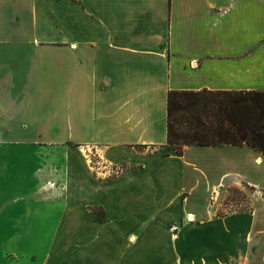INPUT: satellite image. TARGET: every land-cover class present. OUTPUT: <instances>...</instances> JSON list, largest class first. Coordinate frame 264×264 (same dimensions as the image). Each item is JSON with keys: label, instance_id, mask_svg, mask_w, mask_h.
<instances>
[{"label": "crops", "instance_id": "crops-1", "mask_svg": "<svg viewBox=\"0 0 264 264\" xmlns=\"http://www.w3.org/2000/svg\"><path fill=\"white\" fill-rule=\"evenodd\" d=\"M263 33L264 0H0V264H264V155L167 144L171 90L264 87Z\"/></svg>", "mask_w": 264, "mask_h": 264}, {"label": "trees", "instance_id": "trees-1", "mask_svg": "<svg viewBox=\"0 0 264 264\" xmlns=\"http://www.w3.org/2000/svg\"><path fill=\"white\" fill-rule=\"evenodd\" d=\"M167 144L248 145L264 155V89L171 90Z\"/></svg>", "mask_w": 264, "mask_h": 264}, {"label": "rangeland", "instance_id": "rangeland-1", "mask_svg": "<svg viewBox=\"0 0 264 264\" xmlns=\"http://www.w3.org/2000/svg\"><path fill=\"white\" fill-rule=\"evenodd\" d=\"M247 38L245 37H241L239 38V40L241 41H244L246 40ZM250 52H246V53H243L241 54L243 57H246V58H249L250 56H252V58H257V64H258V68H259V74L261 75L262 73V68L264 66V33L263 34H260L258 35L252 46L250 47ZM259 89H264V87L262 85L259 84ZM185 148V147H184ZM156 148L155 147H151V148H147V151L149 152H152V151H155ZM229 150H236V151H239L240 149H237L235 147L233 148H229L227 149L226 147H218L216 149H213V148H205L203 149V152H202V155L200 156V162L205 165L206 167H210L211 165L215 166V164H217L216 160H217V157H220L222 156L221 154L223 155H235L234 153L235 152H229ZM248 149H243V151H239L241 152L239 155L237 156H234V157H237L238 159H240L241 161H244L243 160V157H245L246 153ZM249 157H253L252 156V153H249ZM234 157H231V158H234ZM242 169L245 171V173L248 171L244 168V166L242 165ZM120 169L118 170L117 169V172L115 170H113V174H120L121 172H119ZM205 190V186H200L199 190L197 192L194 193V197H193V202L191 201V206L195 205L196 207H202L204 206L205 204V199H204V191ZM229 190V189H228ZM241 191L238 190V189H233L231 188L230 189V197H240L241 196ZM244 196V195H242ZM210 198V197H209ZM209 198H207V202H206V205H209V207H212L215 205V201L213 202L214 200V197L210 200H208Z\"/></svg>", "mask_w": 264, "mask_h": 264}, {"label": "bare ground", "instance_id": "bare-ground-1", "mask_svg": "<svg viewBox=\"0 0 264 264\" xmlns=\"http://www.w3.org/2000/svg\"><path fill=\"white\" fill-rule=\"evenodd\" d=\"M190 219H193V216H190Z\"/></svg>", "mask_w": 264, "mask_h": 264}]
</instances>
